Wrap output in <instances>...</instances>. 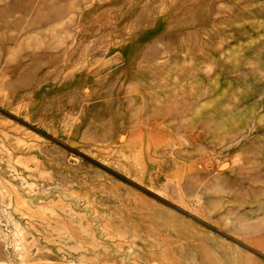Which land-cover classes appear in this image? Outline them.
<instances>
[{"label":"rangeland","instance_id":"1","mask_svg":"<svg viewBox=\"0 0 264 264\" xmlns=\"http://www.w3.org/2000/svg\"><path fill=\"white\" fill-rule=\"evenodd\" d=\"M0 264H264V0H0Z\"/></svg>","mask_w":264,"mask_h":264}]
</instances>
